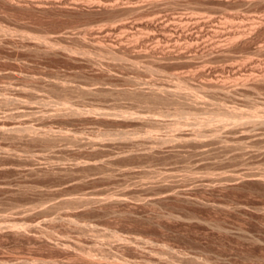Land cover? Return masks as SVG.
Returning <instances> with one entry per match:
<instances>
[{"label":"rangeland","instance_id":"1","mask_svg":"<svg viewBox=\"0 0 264 264\" xmlns=\"http://www.w3.org/2000/svg\"><path fill=\"white\" fill-rule=\"evenodd\" d=\"M150 2L0 0V264H264V0Z\"/></svg>","mask_w":264,"mask_h":264},{"label":"bare ground","instance_id":"2","mask_svg":"<svg viewBox=\"0 0 264 264\" xmlns=\"http://www.w3.org/2000/svg\"><path fill=\"white\" fill-rule=\"evenodd\" d=\"M1 1H3V0H1ZM4 1H5V0H4ZM10 1H11V0H10ZM13 1H14V0H13ZM152 1H154V0H151V2H152ZM207 1H208V0H207ZM241 1L244 2V0H241ZM134 2H135V1H134ZM151 2H150V4H151ZM156 2H157V1H156ZM165 2H166V1H165ZM168 2H169V1H168ZM237 2H238V1H237ZM243 2H240V3H243ZM248 2H249V1H248ZM262 2H263V1H262ZM10 3H11V2H10ZM126 3H127V2H126ZM36 4H38V3H36ZM108 4H110V3H108ZM108 4H107V5H108ZM154 4H155V3H154ZM167 4H168V3H167ZM170 4H172V3H170ZM246 4H247V3H246ZM16 5H17V4H16ZM110 5H112V3H111ZM134 5H135V4H134ZM142 5H143V4H142ZM152 5H153V3H152ZM249 5H251V4H249ZM17 6H19V5H17ZM17 6H14V7H17ZM44 6H45V5H44ZM101 6H103L102 3H101ZM147 6H148V5H146V7H147ZM35 7H37V6H35ZM39 7H40V6H38V10H39ZM42 7H43V6H42ZM103 7H104V6H103ZM108 7H109V6H108ZM108 7H107V8H108ZM161 7H162V6H161ZM161 7H160V8H161ZM107 8H106V9H107ZM133 8H134V9H135V8L137 9V7H133ZM138 8H139V6H138ZM148 8H149V7H148ZM40 9H41V8H40ZM108 9H109V8H108ZM42 10H43V9H42ZM132 10H133V9H132ZM141 12H143V11H141ZM144 13H145V12H144ZM243 14H244V13H243ZM259 15H260V14H259ZM212 16H213V15H212ZM214 17H215V16H214ZM240 17H241V16H240ZM158 18H159V17H158ZM162 18H163V17L160 16V23H158L159 21H157V20L155 21L153 18H152L153 20H152V19L149 20V21H150V23H149L150 25L148 24L149 26H152V27L160 26V30H159L160 33H159V34H156V35L153 34V35H155V36H152V39H153V37H158V38L160 39L161 36H162L163 38H164V37H168V38H170V36L173 34V33H172V30H171L172 27H170L169 22H167L165 19H164L165 21H163ZM164 18H167L168 21L172 19V18H168V17H164ZM179 18H180V17H179ZM190 18H191V17H190ZM258 18H260V16H259ZM155 19H156V18H155ZM161 19H162V20H161ZM180 19H181V18H180ZM212 19H213V18H212ZM212 19H211V20H212ZM214 19H215V18H214ZM214 19H213V20H214ZM183 20H184V19H182V21H183ZM194 20H195V19H194ZM194 20H193V21H194ZM199 20H200V19H199ZM199 20L194 21V22L203 25V23H204L203 21H204V20H203V21H202V20L199 21ZM262 20H263V19H262ZM180 21H181V20H180ZM215 21H216V20H215ZM202 22H203V23H202ZM256 22L260 23V20H258L257 17H256V19H255V17H254V19H253V23H252V24H257ZM121 24H123V25H121V26H129V25H130V24H128V23H121ZM136 24H137V23H136ZM136 24H135V25H136ZM140 24H141V23H140ZM140 24L138 23V24L136 25V27H137V26H140ZM188 24H189V23H188ZM199 24H198V25H199ZM205 25H206V24H205ZM246 25H247V24H246ZM190 26H191V25H190ZM261 26H262V25H261ZM147 27H148V26H147ZM189 28H190V27H189ZM206 29H207V28H206ZM186 30H188V29L186 28ZM188 31H189V30H188ZM210 31H211V30H210ZM234 31H235V30H234ZM236 31H237V30H236ZM229 32H230V31H229ZM236 33H237V32H231L229 36H232V37H233V36H236ZM237 35H238V34H237ZM44 38H45V37H44ZM44 38H43L42 40H45V39H46V38H45V39H44ZM230 38H231V37H230ZM0 39H1V38H0ZM40 39H41V38H40ZM40 39H39V40H40ZM231 39H232V38H231ZM234 39H236V38H234ZM81 40H82V39H81ZM0 41H1V40H0ZM34 41H35V40H34ZM46 41H47V40H46ZM40 42H41V41H40ZM42 42H43V41H42ZM42 42H41V43H42ZM33 43H34V42H33ZM46 43H47V42H46ZM120 43H121V42H120ZM38 44H39V43H38ZM42 44H43V43H42ZM112 44H113V43H111V42H110V43H107V46H104V48H105V47H107V48H105L104 50L106 51V49H107L109 52L112 51L111 53H113V52L115 51V49H117L118 46H117L116 44H115V45L113 44V45H114V46H113ZM32 45H33V44H32ZM40 45H41V44H40ZM105 45H106V43H105ZM235 45H236V44H235ZM29 47H31V45H30ZM35 47H36V45L34 46V48H35ZM41 47H42V45H41ZM101 47H102V46H101ZM119 47H120V46H119ZM122 47H123V46H122ZM42 48H43V47H42ZM30 49H32V48H30ZM44 49H45V48H44ZM101 49H103V48H101ZM120 49H121V48H120ZM146 49H147V48H146ZM230 49H231V48H230ZM34 50H35V49H34ZM40 50H41V49H40ZM45 50H46V49H45ZM122 50H123V49H122ZM143 50H144V49H143ZM55 51H56V50H55ZM57 51H58V50H57ZM101 51H102V50H101ZM116 51H118V50H116ZM124 51H125V49H124ZM148 51H149V50H148ZM221 52H222V51H221ZM259 52H260V51H259ZM116 54H117V53H116ZM117 56H118V55H117ZM121 58H122V57H121ZM262 78H264V77H262ZM262 78H261V79H262ZM262 80H263V79H262ZM212 81H213V80H212ZM212 81H211V82H212ZM215 81H216V80H215ZM260 81H261V80H260ZM213 82H214V81H213ZM213 82L210 83V84L213 85ZM216 82H217V81H216ZM219 82H220V81H219ZM261 82H263V81H261ZM249 83H250V82H249ZM249 83H248V85H249ZM259 83H260V82H258V83H256V84H259ZM263 83H264V82H263ZM263 83H262V84H263ZM207 84H209V83H207ZM225 84H226V83H225ZM212 85H211V87H212ZM215 86H216V84H215ZM218 86H219L220 88H225V87H226V85H224L222 82H221V84L218 83V85H217L216 87H218ZM246 86H247V85H246ZM148 87H149V86H148ZM148 87H147V89H148ZM150 87H151V86H150ZM150 87H149V88H150ZM163 87H164V86H163ZM163 87H160V89H159V88H158V89L153 88V89H151V91H149V92H147V93H146V91H145L144 95L140 93V92H142L143 89H142V90L140 89L141 91H140L139 93H140L141 96L143 95V98H146V97L149 98V99L151 98V101H155V104H156V101H159L158 99L165 98V97H163L165 93H166L165 96H167L168 98H166L167 101H165L164 99H163V101H165L166 103L168 102L169 97H170L171 95L176 94V95L178 96V94L176 93V92H178V91H174V89H173V90H172V89H165V88H163ZM165 87H166V86H165ZM179 87H180V86H179ZM179 87H178V88H179ZM227 87H228V86H227ZM227 87H226V88H227ZM243 87H244V86H243ZM156 88H157V87H156ZM162 88H163V89H162ZM166 88H167V87H166ZM228 88H229V87H228ZM84 89H85V88H84ZM87 89H88V88H87ZM87 89H86V90H87ZM89 89H90L91 92H92V88H89ZM136 89H137V88H136ZM138 89H139V88H138ZM181 89H182V88H181ZM218 89H219V88H218ZM96 90L99 91L100 89L98 90V88H97ZM144 90H146V89H144ZM176 90H177V89H176ZM178 90H180V89H178ZM222 90H223V89H222ZM87 91H88V90H87ZM128 91H129V90H128ZM134 91H136V90H134ZM138 91H139V90H138ZM138 91H136V92H138ZM164 91H165V93H164ZM180 91H182V90H180ZM130 92H131V90H130ZM162 94H163V95H162ZM181 94H182V93H181ZM137 95H138V94H137ZM168 95H170V96H168ZM144 96H145V97H144ZM179 96H180V95H179ZM185 96H186V95H185ZM171 97H172V96H171ZM180 97H181V96H180ZM180 97H179V98H180ZM183 97H184V96H182V98H183ZM141 98H142V97H141ZM176 98H177V97H176ZM139 99H140V97H139ZM149 99H147V101H149ZM152 99H153V100H152ZM170 99H171V98H170ZM172 99H173V98H172ZM180 99H181V98H180ZM144 100H146V99H144ZM144 100H143V101H144ZM181 100H182V99H181ZM141 101H142V100H141ZM169 101H170V100H169ZM171 101H172V100H171ZM149 102H150V101H149ZM165 102H164V104H165ZM173 102H174V101H173ZM188 102H189V101H188ZM190 102H191V101H190ZM175 103H176V102H175ZM184 104H185V103H184ZM190 104H191V103H190ZM176 105H177V103H176ZM182 107H183V106H181V107L178 106L179 109H180V108L183 109V110H181V109L179 110L181 113H183L182 111H184V109H185V108H182ZM184 107H185V106H184ZM189 110H190V109H189ZM76 113H77V112H76ZM216 115L219 116V118H218L219 121H220V120H224V119H225L226 117H228V116H232V117L238 116L237 114H233V113H229V112H219V113H217ZM149 118L152 119L151 117H149ZM153 119H156V118H153ZM153 119H152V120H153ZM146 120H147V119H146ZM212 120H214V119H207V122H206V121H205V122H206V123H209V122H212ZM148 121H149V120H148ZM156 121H157V119L154 120V122H156ZM157 122H158V121H157ZM161 122H163V121H160V122H158V123L161 124ZM180 123H181V122H179V121H177V122H173V126H174V128H176L175 125L177 126V125H179ZM180 126H181V125H180ZM29 127H30V126H27V127H25V129H26V130H30V129L32 130V128H29ZM178 127H179V126H178ZM28 128H29V129H28ZM25 129H24V130H25ZM149 131H150V130H149ZM198 131H200V130H197V131H195V132H198ZM201 131H203V130H201ZM213 131H214V130H213ZM151 132L153 133V131H151ZM154 132H155V131H154ZM186 132H187V131H186ZM199 133H200V132H199ZM199 133L197 134V136H198V135L201 136V133H200V134H199ZM121 134H123V132H122ZM202 135H203V133H202ZM177 136H178V135H177ZM179 136L183 137L185 140H188L189 143L191 142L190 140H192V137H191V136L189 137V133H185L184 130H183V131L180 130V132H179ZM188 137H189L190 139H189ZM183 138H180V139L183 140ZM198 139H199V138H198ZM164 140H165V138H164ZM185 140H184V143H185ZM195 140H196V143H197L198 140L196 139V137H195ZM171 141H172V140H171ZM188 141H186V143H188ZM162 142H163V141H162ZM165 142H166V141H165ZM198 142H200V141H198ZM202 142H203V141H202ZM202 142H201L202 145H205V144H206V143H202ZM166 143H168V142H166ZM192 143H193V142H192ZM199 144H200V143H199ZM202 145H201V146H202ZM198 146H199V145H198ZM173 149H174V148H173ZM173 149H172V150H173ZM237 173H238V172H236V174H237ZM239 173H240V172H239ZM242 173H243V172H242ZM243 174H244V173H243ZM246 174H247V173H246ZM233 175H234V174H233ZM244 175H245V174H244ZM248 175H249V174H248ZM261 175H262V174H261ZM261 175H260V176H261ZM234 176H235V175H234ZM236 176H237V175H236ZM240 176H241V175H240ZM252 176H253V175H252ZM250 177H251V176H250ZM250 177H248V178H250ZM229 178H230V176H229ZM240 178H242V177H240ZM251 178H252V177H251ZM253 178H254V177H253ZM258 178H259V177H258ZM260 178H262V177H260ZM232 179H233V178H232ZM254 180H256V179H254ZM257 180H258V179H257ZM263 184H264V183H263ZM78 199H79V201H83V198H81V197L78 198ZM72 201H74V200H72ZM112 236L115 237V238L120 237V236H119L118 234H116V233H113ZM117 239H118V238H117Z\"/></svg>","mask_w":264,"mask_h":264}]
</instances>
